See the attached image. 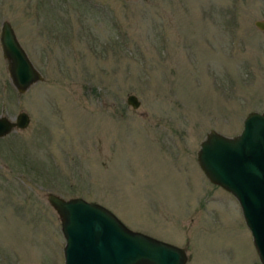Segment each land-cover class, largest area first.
I'll return each instance as SVG.
<instances>
[{
    "label": "rangeland",
    "instance_id": "1",
    "mask_svg": "<svg viewBox=\"0 0 264 264\" xmlns=\"http://www.w3.org/2000/svg\"><path fill=\"white\" fill-rule=\"evenodd\" d=\"M3 20L42 79L16 92L0 52V115L29 116L0 137V264H63L47 193L101 204L185 264H260L196 151L264 109V0H0Z\"/></svg>",
    "mask_w": 264,
    "mask_h": 264
},
{
    "label": "water",
    "instance_id": "2",
    "mask_svg": "<svg viewBox=\"0 0 264 264\" xmlns=\"http://www.w3.org/2000/svg\"><path fill=\"white\" fill-rule=\"evenodd\" d=\"M254 25L264 27L262 21H255ZM0 52L16 92L23 93L42 79L7 20L0 22ZM125 102L131 108L139 105L133 94H128ZM28 123L29 116L23 111L14 119L0 115V137L13 129H24ZM196 162L209 182L235 198L257 259L264 264V109L248 112L242 119L241 130L233 136L209 130L199 142ZM45 198L59 219L64 239L63 264L186 262L183 247L128 228L99 203L81 197L63 199L52 193Z\"/></svg>",
    "mask_w": 264,
    "mask_h": 264
},
{
    "label": "flooded vegetation",
    "instance_id": "3",
    "mask_svg": "<svg viewBox=\"0 0 264 264\" xmlns=\"http://www.w3.org/2000/svg\"><path fill=\"white\" fill-rule=\"evenodd\" d=\"M21 263V262H20ZM17 264V263H16ZM34 264H36V263H34Z\"/></svg>",
    "mask_w": 264,
    "mask_h": 264
}]
</instances>
